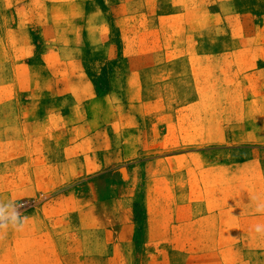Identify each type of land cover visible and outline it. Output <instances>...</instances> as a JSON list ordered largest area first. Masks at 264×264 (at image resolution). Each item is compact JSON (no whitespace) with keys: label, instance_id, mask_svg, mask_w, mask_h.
<instances>
[{"label":"rangeland","instance_id":"obj_1","mask_svg":"<svg viewBox=\"0 0 264 264\" xmlns=\"http://www.w3.org/2000/svg\"><path fill=\"white\" fill-rule=\"evenodd\" d=\"M264 0H0V264H264Z\"/></svg>","mask_w":264,"mask_h":264},{"label":"clouds","instance_id":"obj_2","mask_svg":"<svg viewBox=\"0 0 264 264\" xmlns=\"http://www.w3.org/2000/svg\"><path fill=\"white\" fill-rule=\"evenodd\" d=\"M251 200L254 204V211L264 214V198L256 195L252 196ZM24 207L25 205L22 203H17L12 200L5 202L0 199V239H3L9 229L15 231L24 230L26 222L29 219L21 211ZM254 231L257 234L264 235V224H255Z\"/></svg>","mask_w":264,"mask_h":264}]
</instances>
